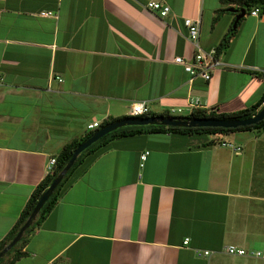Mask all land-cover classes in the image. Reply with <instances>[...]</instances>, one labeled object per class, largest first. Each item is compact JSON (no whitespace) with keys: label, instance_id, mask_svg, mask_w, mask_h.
I'll return each instance as SVG.
<instances>
[{"label":"crops","instance_id":"obj_1","mask_svg":"<svg viewBox=\"0 0 264 264\" xmlns=\"http://www.w3.org/2000/svg\"><path fill=\"white\" fill-rule=\"evenodd\" d=\"M147 1L0 0V240L49 159L90 132L88 123L129 116L135 101L180 117L196 108L228 114L261 97L264 13L242 17L205 81L173 61L196 51L183 19L200 20L198 46L210 51L238 5L155 0L171 8L161 18ZM225 134L110 140L14 264H264V127ZM228 245L249 253L230 255Z\"/></svg>","mask_w":264,"mask_h":264},{"label":"trees","instance_id":"obj_2","mask_svg":"<svg viewBox=\"0 0 264 264\" xmlns=\"http://www.w3.org/2000/svg\"><path fill=\"white\" fill-rule=\"evenodd\" d=\"M222 3L225 4H237V14H240L241 10L245 11V14L250 12L252 8L257 7L258 10L261 13H264V0H221ZM226 9H221L218 12L225 11ZM242 19V17L235 22V25L231 27L225 35L222 37L221 41L215 48V55H218L221 53L224 49L227 48L229 45V42L231 38L234 36L236 32V26L238 25L239 21ZM264 77V74H260ZM264 103V92L262 93L261 97L256 101L254 104L247 106L246 108L228 113H217L212 110H207L203 108H196L192 110L187 116L184 117V119H191V118H247L254 115L261 107V105ZM151 116H164V117H171L168 113H150ZM138 118L140 116H122L118 118H112L109 120L104 121L100 124V126L90 132L85 133L83 136L74 138L71 141L67 142L63 148L58 153L56 159V163L53 167V170L45 175V177L38 183V185L35 187L33 192L31 193L30 197L28 198L25 206L23 207L22 211L20 212L18 218L16 219L15 223L9 230V232L0 240V251L8 245V243L14 238V236L17 234L19 229L22 227L23 223L26 221L28 216L30 215L32 209L34 208L36 202L40 198V196L44 193V191L48 188L50 183L53 181V179L58 175V173L63 169V167L66 165V163L69 161L72 153L74 150L85 141L87 138H89L96 130H98L100 127H103L104 125H107L108 123L122 119V118ZM264 127V119L257 122L253 125H248L244 127H238V128H213V127H194V128H188V127H172V126H165V125H126L119 127L113 131L108 132L101 138H99L97 141L93 142L91 145H89L87 148H85L76 158L75 162L71 166V168L67 171L61 182L58 184V186L55 188L53 193L50 195L48 200L44 203L42 208L40 209L36 219L32 222V224L26 229L24 232V235L19 239V241L5 254L6 256H10L9 258L5 259V255L0 258V264H14L18 259H20L22 256L26 255V252L23 250H20L21 245L27 242L28 237L25 238L28 234H30L33 230H35L40 221L46 217V215L53 209V207L58 202L59 198L62 196L63 192L72 185V183L81 176L86 169L89 167L92 160L97 157L98 154H100L103 150H105L107 143L110 140H113L118 137L123 136H131L136 134H142V133H162V132H179V133H195V134H225L228 132L236 131V130H253V129H260Z\"/></svg>","mask_w":264,"mask_h":264},{"label":"built area","instance_id":"obj_3","mask_svg":"<svg viewBox=\"0 0 264 264\" xmlns=\"http://www.w3.org/2000/svg\"><path fill=\"white\" fill-rule=\"evenodd\" d=\"M144 8L147 11L157 13V15L161 18H164L169 14L171 11L170 6L165 2L155 1V0H149L144 4ZM258 8H252L250 11L251 15L256 16L258 14ZM41 15H51L50 12L47 13H41ZM183 24L187 29L188 38L191 40L193 45L196 47L195 53L191 57H182V56H175L173 58V61L179 65H181L186 73L190 75L191 78L194 77H200L205 81H209L212 77L213 71L215 70V67L219 65V61L217 58V55H215V49H212L210 51H205L199 48L198 46V37H199V19H193V18H184ZM181 109H178L176 113L171 114H181ZM192 111V110H191ZM150 113V108L148 107L147 103L144 101H135L131 104L129 116L133 117H142L146 116ZM183 115V114H182ZM185 116L175 117L178 119H184ZM100 122L93 121L91 123H88L86 125L87 130H95L100 126ZM220 145L224 147L231 148L235 151L240 150L239 146H236L234 143L226 140H220ZM148 155V152L145 151L140 155L142 166L143 161L146 159ZM56 163L55 158H50L47 164V168L49 172L53 170V167ZM189 241L188 238L184 239V244H187ZM225 252L230 255H237V256H244L247 255L249 252L241 247H237L235 245H228L225 247ZM197 254L201 255H210L211 251L205 250V251H196ZM255 256L262 255L261 252L256 251L254 253Z\"/></svg>","mask_w":264,"mask_h":264},{"label":"water","instance_id":"obj_4","mask_svg":"<svg viewBox=\"0 0 264 264\" xmlns=\"http://www.w3.org/2000/svg\"><path fill=\"white\" fill-rule=\"evenodd\" d=\"M245 15V11L241 10L240 14L236 15L235 22H237L241 17ZM264 119V103L260 109L251 117L247 118H191V119H178L173 117H164V116H143L138 118H122L104 125L96 130L89 138L80 143L78 147L72 153L69 161L63 167V169L58 173V175L53 179L48 188L40 196L36 202L34 208L32 209L30 215L23 223L22 227L19 229L14 238L0 251V258L3 257L22 237L26 229L32 224L36 219L40 209L44 203L48 200L50 195L53 193L55 188L61 182L67 171L71 168L75 162L78 155L93 142L97 141L99 138L104 136L110 131H113L119 127L126 125H165L172 127H213V128H238L248 125L256 124L257 122Z\"/></svg>","mask_w":264,"mask_h":264},{"label":"rangeland","instance_id":"obj_5","mask_svg":"<svg viewBox=\"0 0 264 264\" xmlns=\"http://www.w3.org/2000/svg\"><path fill=\"white\" fill-rule=\"evenodd\" d=\"M177 115H180V114H177ZM173 117H176V116H173ZM220 134H222V133H220ZM226 136V134H223V136H222V138H226L225 137ZM233 143V142H232ZM24 235V234H23ZM29 236V234L27 235V236H25V238H27ZM10 256H6L5 255V259H7V258H9Z\"/></svg>","mask_w":264,"mask_h":264},{"label":"clouds","instance_id":"obj_6","mask_svg":"<svg viewBox=\"0 0 264 264\" xmlns=\"http://www.w3.org/2000/svg\"><path fill=\"white\" fill-rule=\"evenodd\" d=\"M146 116H148V115H146ZM143 117V116H142ZM171 117H173V116H171ZM173 118H175V117H173Z\"/></svg>","mask_w":264,"mask_h":264}]
</instances>
